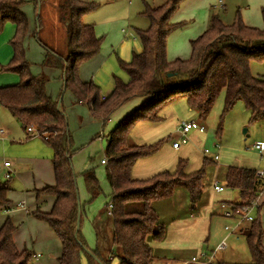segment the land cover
<instances>
[{
  "label": "trees",
  "instance_id": "trees-1",
  "mask_svg": "<svg viewBox=\"0 0 264 264\" xmlns=\"http://www.w3.org/2000/svg\"><path fill=\"white\" fill-rule=\"evenodd\" d=\"M42 1L36 0L35 7L41 6ZM182 1L165 0L156 8L146 6L141 15L146 17L149 26L135 31L142 50L133 53L129 62L118 60L127 80L114 78L111 93L103 98L95 84L82 82L78 77L79 66L100 52L104 40L103 36L97 35L94 25L81 22L83 16L97 8L95 1H56L57 12L63 21L64 54L40 41L37 32L41 25L37 24L32 34L43 47L40 67L60 71L63 90L77 103L86 106L92 118L105 123L118 109L140 99L136 108L105 137L106 163L102 165L109 193L101 214L109 217L110 228L109 248L103 251L97 241L89 248L83 231L88 216L86 206L102 194L95 171L89 168L80 173L88 196L87 201L81 202L70 159L72 138L66 118L58 111L57 103L46 94L47 77L43 73L33 76L25 56L23 42L28 24L22 8L28 1L0 0V30L8 22L15 26V33L8 42L12 56L0 67V72L9 71L19 77L16 84L0 87V106L23 131L32 128L38 134H45L43 141L52 150L50 162L54 183L35 190L34 194L36 199L52 197L53 204L48 212L36 209L32 215L45 223L58 239L61 248L58 264H81L82 259L87 264H109L113 259L117 264H153L158 260L151 255L148 243L159 242L164 235V226L152 207L153 202L172 197L176 188L187 191L190 210L200 201L205 167L211 164L207 160L191 174L185 173L186 160H178L173 171L165 170L142 179L131 177L133 166L139 160L154 156L164 143L160 140L150 145L131 144L129 132L136 122L160 123L162 109L179 100H184L202 122L221 93V118L241 101L249 113L250 123L264 120V78L252 76L249 69L250 61L264 62V24L261 29L250 28L236 14L233 22L225 25L218 15L211 14L207 29L190 41L189 58L168 62L166 38L180 26L169 21ZM39 19L38 15V22ZM220 133L221 123L215 134L218 137ZM255 173V170L228 167L225 186L230 191H237L240 199L239 203H227L233 210L249 206L264 193V178H258ZM8 191V182H0V211L11 208L6 197ZM93 219L90 222L93 221L92 229L97 238L100 219ZM246 225L241 232L251 264H264L259 217L254 216ZM15 232L16 227L10 218H6L0 227V264H29L33 259L29 250L16 248Z\"/></svg>",
  "mask_w": 264,
  "mask_h": 264
},
{
  "label": "crops",
  "instance_id": "crops-1",
  "mask_svg": "<svg viewBox=\"0 0 264 264\" xmlns=\"http://www.w3.org/2000/svg\"><path fill=\"white\" fill-rule=\"evenodd\" d=\"M27 1L28 3L22 8V13L26 16L28 24L27 34L25 36L23 46L25 49L26 58L29 61L33 60L34 62H38L39 55L41 54V56H43V50L41 51V46L39 44L38 46L40 48H38L35 44L32 43L31 40H29L32 38V34L35 29L33 28L32 19L29 14L30 10H27L26 8L30 3H33L34 5V2L36 0ZM44 1L48 2L49 0ZM82 1H95L98 3L97 0ZM196 1L201 2L199 4L202 8H205V6L208 4L207 0H205V2L203 0H185L184 3H186L185 5L187 6V9H185L181 14H178L171 21V23L182 24L180 21L191 18L194 4L198 3ZM224 1L225 0H219V4L221 6H224ZM105 4V2L98 4L96 9L104 6ZM241 6H243L244 8L242 7V9H238L241 10L240 18H242L245 25L250 28H261L259 18L260 10L264 8V0H244ZM33 7V17L35 18V14L37 13V11L41 10L40 4L38 7H35V5ZM152 7L154 6L152 5ZM213 8L214 7H211V10H209L210 15L216 14ZM49 10V8L45 9V11L48 12ZM236 14H238V12H236ZM37 19L38 15L36 21ZM204 25H207V18L206 20H204ZM95 27L98 36L104 34L98 31L97 26ZM120 29L121 33L125 34L124 26H120ZM126 30H128L129 36L131 33L132 36L136 38L134 32H132L131 30L129 31V28H127ZM134 30L136 31V29ZM14 33L15 26L9 22L4 24L3 28L0 30V66L6 65L11 59L12 51L8 42L12 39ZM48 34L49 33H46L45 37L47 42V38H51ZM134 41L137 48H135V46L132 47L130 41L127 39L125 40L122 37L117 47L116 44H114L110 48H108V55L113 52V54L116 56L117 62L118 60H121L122 62H129L133 53L137 54L142 50L139 39L136 38ZM169 47L170 46L166 41L165 57L168 62H171L175 59L187 60L190 56V50L188 51L189 55H186V50L177 52L180 53L178 55L175 54L176 52L168 53ZM52 49L57 51V46ZM32 52H36V55H33ZM110 56H112V54ZM98 57L99 54L92 60V62H95L92 66L93 71L91 75L87 70V67L90 66L84 65L86 69H80V80L82 82H92L97 87L104 86L105 88V86H110L111 79L108 78V74L103 70L104 65L107 62L104 60H97ZM31 67L30 72L33 76L43 73L47 77L48 82L45 86L46 94L49 98L52 99V101L57 103L58 111L62 112L64 116L67 115L69 118H72L71 114L75 113L74 109L77 107H81L83 110L79 109L81 111L79 113L83 117H79L77 119L78 124L80 125L83 122L85 125L92 119L88 108L83 104L77 103L69 92L63 90L62 75L60 71L48 68H40L35 70L33 67ZM114 78L115 77H113V79ZM122 81L124 80L122 79ZM3 84L5 83L0 82V87H5V85ZM112 89L113 85L112 87H109L106 93L102 94V98L109 95ZM139 102L140 99L131 101L130 103L118 109L110 118L114 116V118L122 120L127 116L126 113L128 112V110H130L132 106H137ZM159 116L162 118V121L160 123L155 124L147 121H138L133 125L129 132L130 143L133 145H150L160 140L164 142L161 146L160 151H158L154 156L139 160L133 166L131 170V177L134 179L150 177L156 173L170 168L169 166H171L175 162L177 155L167 158L162 156L161 152L165 149V147L169 148V146L172 145V143L177 139V125L181 121L194 119L199 121L200 124L205 122V120L202 122L198 120L197 113L193 110H190L184 100H179L167 105L159 113ZM195 116H197V119ZM72 120L75 119L72 118ZM109 121L110 119H108L105 123ZM70 122L73 123V121H69V124ZM98 122L101 126L105 125V123H102V121ZM16 124L19 126V124L6 112V110H4L0 106V128L4 129L7 133L5 139L0 142V180L6 179L5 174H9L10 177L5 180L8 182L9 188L6 197L11 205L10 210L0 211V227L2 226L6 218H10L12 224L16 227V232L14 234V244L18 250L25 249L26 247L30 248L29 250L33 255L32 264H58L57 259L61 253L60 243L58 239L45 223L38 221L32 215L36 211V209H39V211L41 212H48L53 204L52 197L43 196L39 199H36V196L34 194L35 190H41L45 186H51L54 183L53 168L50 162V159L52 157V150L45 143L44 145L37 144V142H35V140L26 131H23L19 126L21 131L24 133L23 136H20ZM89 126L84 132L85 135H87V132L91 131L88 137L93 135L95 131L91 130ZM171 131H173V133H171ZM202 134L198 132H191L188 135L187 143L190 142L192 143L193 147L198 148L199 144L197 140ZM97 136L98 137L96 138V140L98 141L102 150L104 135L103 133H99ZM183 147L184 146L181 147L182 153L181 155H179V160H186L187 162V160H189L187 154L190 153V151L187 149H183ZM251 150L254 151V149ZM171 151L178 150L172 149ZM202 151L200 152L201 156ZM73 152L71 156L73 155ZM218 152L216 154H218V160H220ZM263 152L264 146L261 152L257 151L259 155L252 154L250 156L235 157L231 161V163H219L218 161L211 162L208 160L211 164L213 163V166L207 165V167H205V175L202 180V196L200 201L192 210L189 209L188 193L183 188H176L173 192L172 197L168 199L153 202L152 207L157 213L159 221L164 226V235L162 237V240L159 242L150 241L148 243L151 255L158 260L153 264H164V262L168 260L183 261L188 260L191 257L198 256L201 253H210L221 241H225L227 245V248L222 252H227L229 248L231 249V251L238 252L243 247L247 248L243 236L244 228L247 227L246 223L238 224L236 220H226L222 218L220 215L219 204L240 202L237 191H230L225 186V174L228 167H239L264 172ZM104 158L105 156L102 159ZM101 160L99 162L100 166L102 165ZM4 162H8L9 167L3 166ZM174 165L175 164H173V166ZM192 166L194 167L188 170L186 167V174H191L198 171L202 166V159L199 164H194ZM89 168L91 167L86 166V168H84L82 172ZM174 168L170 170L173 171ZM214 184L222 186L224 188L223 192L215 193L213 191ZM103 203H105V201H103ZM259 205L260 207L256 209V211L254 212V216L259 217L261 229L263 231L261 244L264 248V193L260 196ZM98 209L99 207L88 211L86 226H89V224H91L92 228L94 219H92V222L90 221L91 218H93L92 216H94V214H99ZM99 219L100 218H98V220ZM98 222H100V220ZM97 224L99 225V227L103 225V223L101 222ZM226 226H230L233 229L232 232H226L224 230V227ZM241 230L243 231L241 232ZM99 238L100 236L98 235V237L96 238L98 244ZM229 238H231V241L228 244ZM241 238L242 242L240 240ZM232 256L236 257V255ZM219 262L224 264L239 263L237 261L233 262L225 260L224 256L219 257L216 263Z\"/></svg>",
  "mask_w": 264,
  "mask_h": 264
},
{
  "label": "rangeland",
  "instance_id": "rangeland-1",
  "mask_svg": "<svg viewBox=\"0 0 264 264\" xmlns=\"http://www.w3.org/2000/svg\"><path fill=\"white\" fill-rule=\"evenodd\" d=\"M97 1H98V3L96 2L97 4H101L103 2H105L106 4L83 16L82 23L87 25H94V27L97 26L98 31L100 33H104L103 35H101L104 37V40L101 46L102 50L100 49V53H98L99 57L97 58V60L99 61L104 60L107 62L104 65L103 70L106 71V73L108 74V78L111 79V83L110 86H105V88L104 86H98L100 94L102 96V94L108 91L109 87H112L113 77L118 78L120 80L123 79L124 81L127 79L125 74L121 71V69H119V64L113 52L111 53L112 56H110L111 54L108 55V51H109L108 48H110L114 44H116L117 47L122 37L125 40L126 39L129 40L131 46L134 47L135 46L134 40L138 38L134 29L145 30L149 26L146 17L141 15L142 12L145 11L147 5L150 7H152L153 5L154 6L153 8H156L162 5L165 0H97ZM203 1L205 2V0ZM207 1L208 4L205 6V8L201 7V5L199 4L201 2L196 1L198 3L194 4L192 17L180 21L182 24H180V26L175 31H173L167 36L166 41L170 46L168 53L176 52L175 54L178 55L180 53L177 52L181 50H186L187 51L186 55H189L188 51L190 50V41L195 40L207 29L210 18L209 10H211L210 9L211 7H214L213 8L214 11L219 16L221 22L225 25H229L233 22V20L235 19L236 12H238L239 16L241 17L240 14L241 10H239L238 8L242 9L243 6L241 5L244 2V0H225L223 2L224 6L223 5L221 6L219 4V0H207ZM184 2L185 0L180 3L179 8L171 15L169 21L170 23L178 14H181L185 9H187V6L185 5L186 3ZM33 6H34L33 3H30L27 5L26 8L27 10H30L29 14L32 19L33 28L34 29L35 27L37 28V24L41 25L42 27L40 32H37L38 38L46 46H51L52 48H55L57 46V51L64 54L65 41H64V32L62 27L63 21L57 12L56 0H49L48 2L42 1L40 6L41 10L37 11V13L35 14V18L33 17V12H34ZM46 8L50 9L49 12L45 11ZM37 15H39L40 17L39 22L38 20L36 21ZM206 18H207V25L205 26L204 20H206ZM259 22L261 23L260 27L262 28L264 24V8L260 10ZM120 26H124L125 34L121 33ZM127 28H129V31L131 30L132 32L135 33L136 38L133 37L131 33L129 36L128 30H126ZM261 28H257V29H261ZM95 31H96V27H95ZM46 33H49L48 35L49 37H51V38H47L48 42L45 39ZM29 40H31L33 44H35L38 48H40L38 46L39 43L33 36ZM135 48H137V46H135ZM42 50L43 47L41 46V51ZM32 54L36 55V52H32ZM97 55L95 57H97ZM41 57L43 59V56H41L40 54L38 62H34L33 60L29 61L27 58L26 59L30 63V65L35 70H37L41 68L40 67V64L42 62ZM92 60L93 58L89 61L82 63L79 66L78 75L80 74V69L81 70L86 69L84 65L90 66L87 67V70L90 72L91 75L93 71L92 66L94 65L95 62V61L92 62ZM249 69L252 76L256 78H264V62L250 61ZM79 79H80V75H79ZM18 81H19V77L17 74L10 73L9 71L0 72V82L5 83L3 85L5 86L14 85ZM176 81L177 83L179 82V80L177 79ZM222 107H223V94L221 93L218 96L216 102L214 103L209 115L205 119V122L202 123V125L205 127V132L202 135H200L197 140L199 144L198 148L193 147L192 143L190 142L187 143L186 145H183L184 146L183 149L185 150L187 149L190 151V153L187 154L189 159L187 160V166H186L187 170L192 169L194 167L192 165L199 164V162H201V159H202V163L203 160H206L205 158H203V154L202 156L200 154L202 150H208L211 153H217L219 151L218 153L220 160H218V162L231 163V161L235 157L258 154L257 151L251 150V146L253 144L259 143V144H263L264 146V120L259 123H250L249 113L244 108L243 103L241 101L236 102L233 108L221 118L220 116H221ZM135 108L136 105L132 106L131 109L128 110L126 115H129ZM79 109L83 110L81 107L79 108L77 107L74 109L75 113L71 114L72 118H74L75 120H72V118H69L67 115H65L68 131L72 138V149L74 151L70 159L74 173L77 176L76 181L78 188V196L81 202L87 201L88 196L82 184L80 173L84 168H86V166L93 168L95 171V175L97 177L99 186L102 190V194H100L93 201L89 202L88 205L86 206V210L88 213L89 210H93L99 207L98 209L99 214L98 215L94 214V216L92 217L97 218L96 221H98V217H99L100 222L103 223L101 227H99L98 225L97 228H98V235L100 236L99 238L100 248L103 249V251H106L109 248L108 230L110 228V219L104 213L101 214V211L105 204L103 203V201L107 202L106 196L109 193V187L105 180L104 166L102 165L100 166L99 162L104 157V150L106 146L105 137L111 130L114 129V127L118 124L120 120L114 118L113 116L112 118H110L109 122L105 123L104 126H101L100 123L98 122L99 120H96L91 117L92 119L88 123L84 125V123L82 122L83 124L81 123L79 125L77 119L79 117H83L82 115H80L79 112L81 111ZM195 117L197 119V116ZM69 121H73L75 125L72 122H70L69 124ZM219 123H221V133L220 136L217 137L215 132ZM16 126L19 130L18 132L20 136H23L24 133L21 131L20 127L17 124ZM88 126L91 130H95L93 135L89 137L88 135H90L91 131L87 132V135H85L84 133ZM243 130H245V133H243ZM99 133H103L104 135L102 150L100 148L98 141L96 140V136ZM171 133H173V131H171ZM33 139L35 140V142H37V144L44 145L42 136L35 137ZM215 146H217V148H215ZM171 150L172 148L170 145L169 148L165 147V149L161 152V154L162 156L167 158L177 155L176 160L173 163L176 165L180 157L179 155H181L182 153V148L179 149L178 151H171ZM263 157H264V152H263ZM173 164L169 166L170 168L166 170L171 171L170 169L175 167V165L173 166ZM208 166H213V163ZM5 180L6 179L0 180V182L3 183L5 182ZM93 218H91V220ZM86 224L87 223H85L83 228L85 242L89 248H93L96 244V236L94 234L93 229L91 228V224H89L90 227L86 226ZM231 238H229L228 244L230 243ZM240 240L242 242V238ZM25 249L29 250L30 248L26 247ZM232 255H236V257H233ZM220 256H224V259L228 261H233V262L237 261L240 264H251L250 257L246 247H243L241 250H239V252L231 251V249L229 248L227 252L217 253L214 259L215 263L218 261ZM32 261L29 264H32L33 263ZM116 262L117 260L113 259L109 264H117ZM239 263H231V264H239ZM81 264H87V262L84 259H82Z\"/></svg>",
  "mask_w": 264,
  "mask_h": 264
},
{
  "label": "built area",
  "instance_id": "built-area-1",
  "mask_svg": "<svg viewBox=\"0 0 264 264\" xmlns=\"http://www.w3.org/2000/svg\"><path fill=\"white\" fill-rule=\"evenodd\" d=\"M26 132L32 138L42 136V139L46 140L45 134H38L32 128H28L26 130ZM191 132H198V133L202 134L205 132V128L202 124L199 123V121L194 120V119H187V120L181 121L177 125L178 137L172 143L171 148L174 150H179L183 145H185L187 143L188 135ZM6 134H7L6 131L4 129L0 128V142L5 139ZM215 148H217V146H215ZM251 149H254V150H257L258 152H261L263 149V144L255 143L251 146ZM202 154L206 160H209L211 162L218 161V154H216V153H211L208 150H203ZM101 163L102 164L106 163V159L105 158L102 159ZM3 166L9 167V163L4 162ZM255 174L258 178H261V179L264 178V172H262V171L257 170ZM9 177H10L9 174L6 173L5 178L7 179ZM223 190H224V188L222 186L215 185V184L213 185V191L215 193H221V192H223ZM261 195L262 194H260L259 197L257 198V200L252 202L249 206H246V207H244L240 210H236V211L233 210L229 204L220 203L219 209H220L221 217L226 219V220H236L238 224L249 223V222L253 221L254 212L258 208ZM109 214L110 213L108 212L107 215H109ZM224 230L226 232L227 231L232 232L233 229L230 226H226V227H224ZM226 248H227V245H226L225 241H221L215 247V249L213 251H211L210 253H201L198 256H194V257L189 258L188 260H183V261H170V260H168V261H165L164 264H216L214 261L215 255L218 252L224 251Z\"/></svg>",
  "mask_w": 264,
  "mask_h": 264
},
{
  "label": "water",
  "instance_id": "water-1",
  "mask_svg": "<svg viewBox=\"0 0 264 264\" xmlns=\"http://www.w3.org/2000/svg\"><path fill=\"white\" fill-rule=\"evenodd\" d=\"M243 133H245V130H243Z\"/></svg>",
  "mask_w": 264,
  "mask_h": 264
}]
</instances>
